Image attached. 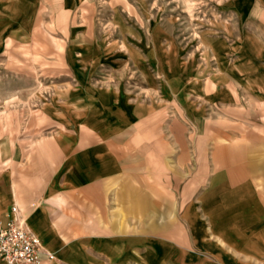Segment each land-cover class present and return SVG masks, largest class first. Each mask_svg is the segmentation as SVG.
Returning <instances> with one entry per match:
<instances>
[{
  "label": "crops",
  "instance_id": "crops-1",
  "mask_svg": "<svg viewBox=\"0 0 264 264\" xmlns=\"http://www.w3.org/2000/svg\"><path fill=\"white\" fill-rule=\"evenodd\" d=\"M68 38V74L0 126V221L18 208L41 264H264V0H222V63L182 93L140 49Z\"/></svg>",
  "mask_w": 264,
  "mask_h": 264
},
{
  "label": "rangeland",
  "instance_id": "rangeland-1",
  "mask_svg": "<svg viewBox=\"0 0 264 264\" xmlns=\"http://www.w3.org/2000/svg\"><path fill=\"white\" fill-rule=\"evenodd\" d=\"M70 32L99 46H133L150 60L156 57L158 73L182 93L191 66L198 71L222 63L216 43L222 40V0H74L69 8L62 0H0L4 139L14 122L26 126L57 78L68 74L60 52Z\"/></svg>",
  "mask_w": 264,
  "mask_h": 264
},
{
  "label": "built area",
  "instance_id": "built-area-1",
  "mask_svg": "<svg viewBox=\"0 0 264 264\" xmlns=\"http://www.w3.org/2000/svg\"><path fill=\"white\" fill-rule=\"evenodd\" d=\"M12 217L0 221V264H41L51 261L53 255L43 250L40 240L18 215V208L10 210Z\"/></svg>",
  "mask_w": 264,
  "mask_h": 264
}]
</instances>
